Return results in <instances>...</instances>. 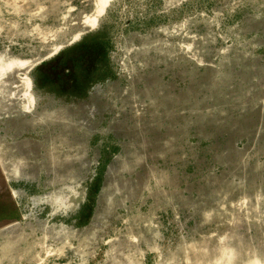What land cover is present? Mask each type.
<instances>
[{
	"label": "rangeland",
	"instance_id": "obj_1",
	"mask_svg": "<svg viewBox=\"0 0 264 264\" xmlns=\"http://www.w3.org/2000/svg\"><path fill=\"white\" fill-rule=\"evenodd\" d=\"M0 264H264V0H0Z\"/></svg>",
	"mask_w": 264,
	"mask_h": 264
}]
</instances>
